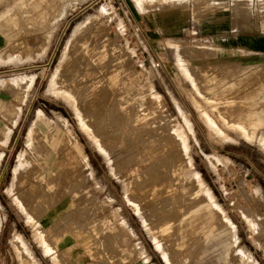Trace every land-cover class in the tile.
Wrapping results in <instances>:
<instances>
[{"label": "rangeland", "instance_id": "obj_1", "mask_svg": "<svg viewBox=\"0 0 264 264\" xmlns=\"http://www.w3.org/2000/svg\"><path fill=\"white\" fill-rule=\"evenodd\" d=\"M7 3L11 10L5 13ZM37 3L0 0V264H32L23 239L41 264H63L42 238L46 226L22 210L10 189L19 155L29 153V127L40 112L52 121L67 113L94 174L88 189L106 200L109 214L119 208L146 247L149 261L136 254L133 263L169 264L148 227L151 219L126 196L127 175L117 169L115 155L97 144L72 105L50 89L71 37L86 24L106 40L114 74L134 82L144 95H157L159 119L164 116L173 133L184 134L193 168L223 217L235 224L237 245L247 253L238 264H264V147L235 130L223 128L221 134L203 114L204 81L241 80L245 87L236 93L243 98L252 92L247 100L264 93V0H41L36 11ZM47 5L55 7L40 22ZM26 91L24 112L12 126ZM7 127L13 130L6 142Z\"/></svg>", "mask_w": 264, "mask_h": 264}, {"label": "bare ground", "instance_id": "obj_2", "mask_svg": "<svg viewBox=\"0 0 264 264\" xmlns=\"http://www.w3.org/2000/svg\"><path fill=\"white\" fill-rule=\"evenodd\" d=\"M40 5L38 0L34 10L41 11ZM54 7L45 6L39 21L46 20ZM10 10L7 3L5 13ZM66 56L50 89L72 105L97 144L115 155L117 169L127 175L126 196L151 219L148 227L169 264L245 261L247 253L237 245L235 224L223 217L193 168L184 134L177 129L173 133L164 116L159 119L155 105L159 97L144 95L134 82L114 74V56L90 24L73 34ZM184 71L191 77L185 67ZM240 81L222 78L209 85L204 81L203 114L221 134L223 128L235 130L264 147V93L257 92L255 101L247 100L252 92L242 98L236 93L245 87ZM28 92L12 126L19 123ZM8 110L9 116L13 110ZM7 128L6 142L13 130ZM27 145L29 153L19 155L10 189L22 210L46 226L48 237L42 234V238L63 264H134L136 254L149 261L144 243L135 239V230L119 208L109 214L106 200L88 189L94 174L66 112L53 121L38 113L29 127ZM2 157L3 152L0 163ZM23 241L26 259L41 264Z\"/></svg>", "mask_w": 264, "mask_h": 264}]
</instances>
